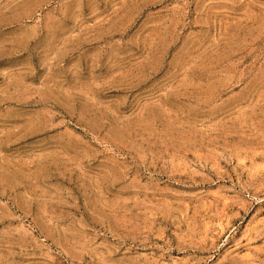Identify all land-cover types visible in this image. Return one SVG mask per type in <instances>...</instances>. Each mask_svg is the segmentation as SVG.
Listing matches in <instances>:
<instances>
[{
  "label": "rangeland",
  "instance_id": "obj_1",
  "mask_svg": "<svg viewBox=\"0 0 264 264\" xmlns=\"http://www.w3.org/2000/svg\"><path fill=\"white\" fill-rule=\"evenodd\" d=\"M0 264H264V0H0Z\"/></svg>",
  "mask_w": 264,
  "mask_h": 264
}]
</instances>
